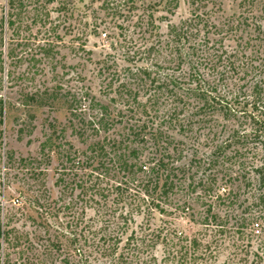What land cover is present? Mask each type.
Listing matches in <instances>:
<instances>
[{
    "label": "rangeland",
    "instance_id": "1",
    "mask_svg": "<svg viewBox=\"0 0 264 264\" xmlns=\"http://www.w3.org/2000/svg\"><path fill=\"white\" fill-rule=\"evenodd\" d=\"M47 1L0 0V20L14 21L0 27V264H256L252 189L229 177L239 147L215 156L230 125L219 113L196 123L168 26L184 46L257 65L264 0ZM170 76L180 88L159 86ZM92 102L108 107L106 130L88 124ZM246 148L264 158V145ZM152 158L166 166L140 171Z\"/></svg>",
    "mask_w": 264,
    "mask_h": 264
},
{
    "label": "trees",
    "instance_id": "2",
    "mask_svg": "<svg viewBox=\"0 0 264 264\" xmlns=\"http://www.w3.org/2000/svg\"><path fill=\"white\" fill-rule=\"evenodd\" d=\"M51 2L52 0L47 1V3ZM8 6L10 9L13 8L14 0H8ZM12 17L13 14L8 13V20L2 18L0 27L2 28L3 24H7L11 28L14 25ZM168 29L170 60L178 65L181 63L188 66L187 75L190 80H188L189 83L183 90L184 94L189 95L194 101L193 109L195 114L200 117L199 120H196V123L205 124L213 114L219 113L223 120L230 125V134L217 144L214 150L215 153L217 152L215 156H223V152L233 146L239 147L232 155L234 158L238 157L236 170L231 172L229 177L231 179L232 177H234L233 179L238 178L245 186L252 189L251 200L247 205V210L251 214L245 222H247V225L252 226V231H256V238L259 239L261 254H257L258 261L256 264H264V158L254 162L248 161L245 157L249 142L254 143L256 148L259 144L264 145V56L257 65H254L248 57L244 59V54L239 51L228 52L221 47L216 48L214 44L210 45L206 41L189 42L188 46H184L181 42L184 39V32L181 29L178 30L175 26H168ZM258 29L264 34L261 26H258ZM259 44L261 45V53L264 54V37ZM8 57H12L10 51ZM1 65L2 61L0 60V71L3 70ZM147 77H150L149 73H147ZM169 78L168 84L161 82L159 86L165 85L167 87L171 85L172 89L180 88L177 78L174 76ZM173 91L171 90V92ZM174 95L177 96L178 94L175 92ZM178 97H182V94ZM92 105L95 106V114L88 121V124L96 132L106 130L110 118L108 107L99 102H92ZM69 106L71 105L69 104ZM2 111L3 105L0 100V116ZM83 118L85 119L84 116ZM143 125L144 122L142 127ZM136 127L135 132L132 133L139 137L141 136L142 127ZM208 130L210 129L208 128ZM154 136V145H158L157 142L159 141H157L156 135ZM45 146L46 144H43L42 148L44 149ZM132 153L136 155L135 150H132ZM152 159L156 162H153V165L149 167L141 166L140 171H147V174H150L151 171L160 170L166 166L162 159ZM214 161L210 160L209 163ZM172 177L167 172L163 184L165 194H167L170 186L174 184ZM222 194L225 196L226 201L233 199L232 186L228 187ZM0 236H4L1 228ZM191 243L190 247H194L197 242L193 240ZM154 262L153 255L144 260L145 264Z\"/></svg>",
    "mask_w": 264,
    "mask_h": 264
}]
</instances>
